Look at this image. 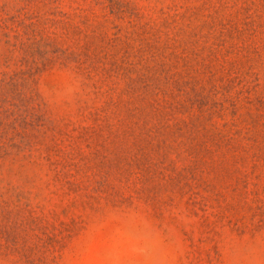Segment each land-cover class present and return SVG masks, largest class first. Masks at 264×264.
I'll return each mask as SVG.
<instances>
[{
	"label": "rangeland",
	"instance_id": "374dc122",
	"mask_svg": "<svg viewBox=\"0 0 264 264\" xmlns=\"http://www.w3.org/2000/svg\"><path fill=\"white\" fill-rule=\"evenodd\" d=\"M0 264H264V0H0Z\"/></svg>",
	"mask_w": 264,
	"mask_h": 264
},
{
	"label": "crops",
	"instance_id": "0c3cea01",
	"mask_svg": "<svg viewBox=\"0 0 264 264\" xmlns=\"http://www.w3.org/2000/svg\"><path fill=\"white\" fill-rule=\"evenodd\" d=\"M68 225H70V226H73V225L76 226V225H78V222H74V223L72 222V223H69Z\"/></svg>",
	"mask_w": 264,
	"mask_h": 264
}]
</instances>
